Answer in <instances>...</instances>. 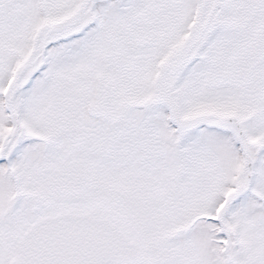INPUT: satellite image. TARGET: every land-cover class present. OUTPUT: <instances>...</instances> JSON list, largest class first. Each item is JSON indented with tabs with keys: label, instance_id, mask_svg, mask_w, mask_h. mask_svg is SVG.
<instances>
[{
	"label": "snow or ice",
	"instance_id": "obj_1",
	"mask_svg": "<svg viewBox=\"0 0 264 264\" xmlns=\"http://www.w3.org/2000/svg\"><path fill=\"white\" fill-rule=\"evenodd\" d=\"M0 264H264V0H0Z\"/></svg>",
	"mask_w": 264,
	"mask_h": 264
}]
</instances>
